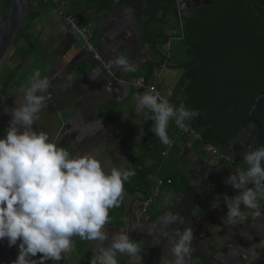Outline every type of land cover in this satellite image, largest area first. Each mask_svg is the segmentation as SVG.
<instances>
[{"label":"crops","instance_id":"obj_1","mask_svg":"<svg viewBox=\"0 0 264 264\" xmlns=\"http://www.w3.org/2000/svg\"><path fill=\"white\" fill-rule=\"evenodd\" d=\"M59 1L68 12L92 25L91 42L117 78L129 81L150 76L168 58L158 88L170 91L169 98L183 104L185 91L177 90V84L182 75L179 65L189 61L179 40L185 18L173 7L161 6L154 18L144 15L138 19L134 7L139 3L99 12L85 0ZM8 6L9 0H0V13ZM118 57H125L134 70L118 65ZM35 70L49 80L50 87L34 129L47 133L49 142L72 156L92 154L106 172L113 168L135 171L124 184L120 206L109 210L110 222L104 230L110 239L128 231L142 248V264H162V254L171 255L168 237L178 227H191L194 250L188 264H264V201H260V216L254 215L256 210L244 208L242 221L223 224L221 218L227 212L224 196L238 194L226 184L235 169L205 157L200 144L177 136L172 128L167 132L173 144L163 145L150 130L154 123L151 113L146 119L147 110L135 111V97L143 92L108 77L91 54L83 51L81 42L67 33L47 0H35L27 22L0 64V139L9 127L11 109L18 106L20 89ZM189 122L195 125L194 119ZM215 145L232 152L230 144ZM241 160L238 165L245 169ZM160 182L158 199L148 214L141 216L135 199L148 196ZM168 212L179 213L185 223L164 228L161 221ZM72 240V251L49 264H90L98 245L79 237ZM117 259L118 264H141L127 255L118 254Z\"/></svg>","mask_w":264,"mask_h":264},{"label":"clouds","instance_id":"obj_2","mask_svg":"<svg viewBox=\"0 0 264 264\" xmlns=\"http://www.w3.org/2000/svg\"><path fill=\"white\" fill-rule=\"evenodd\" d=\"M116 63L126 71L134 70L125 57H118ZM49 87V80L35 70L20 89L18 106L11 109L9 127L0 139V242L6 240L12 248L19 241L18 255L12 264L59 262L62 254L72 251L73 237L98 245L90 264H118V254L142 264V248L128 231H120L110 239L104 230L110 222L109 210L120 206L124 184L135 171L113 168L106 172L92 154L72 156L65 148L49 142L47 133L35 130L33 126L46 106ZM171 95L168 92L163 96L149 88L135 97V111L151 113L154 123L150 130L165 146L173 144L167 132L170 121L186 129V122L200 115L199 110L188 109L184 104H171ZM244 161L246 169H238L226 180L238 194L232 198L224 196L227 212L221 218L223 224L233 225L244 219L241 205L256 210L255 216L261 215L264 146L246 152ZM161 222L164 228L185 223L179 213L173 212L164 215ZM162 234L168 237V233ZM168 238L171 255L162 254V264H188L194 250L193 229L178 227ZM38 254L39 259H33Z\"/></svg>","mask_w":264,"mask_h":264},{"label":"trees","instance_id":"obj_3","mask_svg":"<svg viewBox=\"0 0 264 264\" xmlns=\"http://www.w3.org/2000/svg\"><path fill=\"white\" fill-rule=\"evenodd\" d=\"M85 1L97 6L99 12L139 3ZM161 6L173 7L174 0L151 2L145 16L154 18ZM8 7L0 13V22ZM182 31L189 61L179 65L182 75L177 90L184 89L183 104L188 109L199 110L200 115L194 118L196 128L206 142L214 145L228 146L238 136L250 142L256 131L250 128L249 112L254 99L264 92V6L255 0H213L211 5L193 9L183 20ZM255 117L262 126L264 146V99ZM234 155L239 164L240 156Z\"/></svg>","mask_w":264,"mask_h":264},{"label":"built area","instance_id":"obj_4","mask_svg":"<svg viewBox=\"0 0 264 264\" xmlns=\"http://www.w3.org/2000/svg\"><path fill=\"white\" fill-rule=\"evenodd\" d=\"M47 1L54 7L57 20L65 24L67 33L81 42L83 51H86L87 53L91 54L92 58L100 64V66L103 68L105 74L108 77L112 78L113 81L128 84L135 91H141L144 93L149 88H154L156 91H159L158 88L159 81L164 71L168 68L169 65L168 58L163 63H161L159 67L150 76H140L130 79L129 81L119 79L115 76L113 71H111L107 67L106 63L101 59L99 54L96 52L95 47L91 42L92 25L90 23L82 22V19L78 15L68 12L65 5L61 3L59 0H47ZM182 39H183V31H181V37L179 38V40L182 41ZM159 92L161 93V95L166 96L167 93L170 91L166 90L164 92L161 91ZM169 102L174 106L177 107L179 106L174 100H171L170 98H169ZM144 116L146 119H148L149 112H146ZM186 123L188 127L186 129H181L178 128L173 121H170L168 125V129L172 128L174 129L177 136L189 137L194 142L200 144L202 146V153L205 157L213 158L219 162L225 163L228 166L235 169V172L238 169H243L236 163L234 153L224 152L218 146L206 142L201 132L196 128L195 125H193L190 122H186ZM168 183H170V181ZM161 186L162 183L161 182L158 183L157 187L148 196L145 197L137 196V198L135 199V204L137 205L139 214L141 216H146L148 214L151 206L155 203V201L159 197Z\"/></svg>","mask_w":264,"mask_h":264},{"label":"water","instance_id":"obj_5","mask_svg":"<svg viewBox=\"0 0 264 264\" xmlns=\"http://www.w3.org/2000/svg\"><path fill=\"white\" fill-rule=\"evenodd\" d=\"M140 0L139 4L134 7L137 11V18H142L151 2L157 0ZM147 1V0H146ZM259 2L262 6L260 0H255ZM35 0H9V7L6 11L3 19L0 22V63L15 36L19 33L23 25L27 22L29 14L33 9ZM213 3V0H174L173 8L177 11L178 15L188 18L191 15L193 9L199 8L201 6H208ZM264 99V92L258 95L254 99V105L250 109L249 118H250V128L256 131V134L253 136L250 142H247V138L244 140L241 136L233 138L229 141L232 152L236 155H239L244 159L246 152L254 150L256 147L261 145V130L262 126L259 120L255 117V112L259 109L262 100ZM244 133L241 135L243 136ZM245 207L242 205L241 209ZM14 249L15 246L9 248L7 241L0 242V264H12L15 260L14 258Z\"/></svg>","mask_w":264,"mask_h":264},{"label":"rangeland","instance_id":"obj_6","mask_svg":"<svg viewBox=\"0 0 264 264\" xmlns=\"http://www.w3.org/2000/svg\"><path fill=\"white\" fill-rule=\"evenodd\" d=\"M19 245V241H18V243H17V246ZM18 248V247H17ZM17 257V256H16Z\"/></svg>","mask_w":264,"mask_h":264}]
</instances>
